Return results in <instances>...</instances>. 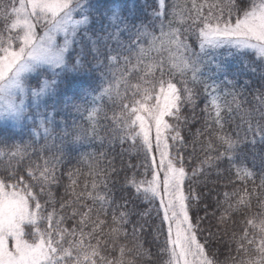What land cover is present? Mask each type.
Segmentation results:
<instances>
[{
  "label": "snow or ice",
  "instance_id": "1",
  "mask_svg": "<svg viewBox=\"0 0 264 264\" xmlns=\"http://www.w3.org/2000/svg\"><path fill=\"white\" fill-rule=\"evenodd\" d=\"M96 140L138 162L66 167ZM221 161L233 190L194 216ZM221 242L264 264V0H0V264H221Z\"/></svg>",
  "mask_w": 264,
  "mask_h": 264
},
{
  "label": "trees",
  "instance_id": "2",
  "mask_svg": "<svg viewBox=\"0 0 264 264\" xmlns=\"http://www.w3.org/2000/svg\"><path fill=\"white\" fill-rule=\"evenodd\" d=\"M123 2L125 3H130L131 0H123ZM137 2L139 4H144V3H152V0H137ZM126 14V13H125ZM237 70L236 67H233V71ZM250 79V80H255V76L252 73H246L245 75H243L241 77V82L243 81V79ZM202 92V89H201ZM249 100L251 101V97H252V93L251 90L249 89L248 93H247ZM247 106H251V105H247ZM105 110L108 112V115L111 116L112 115V108L113 105L111 103L106 102L105 105ZM203 107V100L201 99L200 101H198V105L196 107V116L198 118L202 117L203 113H201L200 109ZM190 110L185 112V115H190ZM77 118V114L73 113V115L71 117L68 118V122L71 123V121L73 119ZM58 119H62V117H58ZM81 123H83V121H79ZM110 121L104 119L103 114H101L100 117V123H99V127H98V133L100 136L103 137H108L109 136V132L107 131V128L110 127ZM201 127V124H195V125H187V126H183L182 125V131L183 134L185 135L186 139L188 138V130L189 128H191V130L194 132L196 130V128ZM25 139H27V137H25ZM123 149H127L129 146L127 144L122 146ZM122 147L119 144H116L115 149H110L108 144L105 142L103 149H101L100 146V142L99 140H96L93 142L92 146H88L87 144L84 145L83 148H81L79 151L76 152H72L71 155L69 157H66V167L67 168H73V167H78L81 169L82 172H87V166L85 163L83 162H79L80 161V155L82 152L84 153H91V152H96L97 156L99 157V152L105 151L109 153L108 159H111L113 156L116 157L115 163L117 168L122 167L121 164V160L123 159L124 162H126L128 159H132L133 163H137L138 160L136 157H129L127 154H124L123 157H121L120 153L122 151ZM257 147H261L260 145H257ZM189 150H187L185 152V155H187ZM197 157H200L202 154L199 152V150L197 151ZM70 159L71 163H67V160ZM195 162V161H194ZM106 163V161L101 160V165L103 166ZM227 167V164L223 161L220 162V170L223 173L221 176H217L216 169H211L208 171V174L206 177L203 178H198L199 180H203L204 182H194V187L196 190L197 194L201 195V202L199 204L194 203L193 204V208H192V212L193 215L195 216L196 214H198L200 217H205L206 216V212H205V208L204 205L206 203L208 204H213L215 203L216 199L219 198L220 200H223V196L222 193L224 191H229L231 192L233 190V185L228 184L227 180L225 179V177L228 175V173L223 172V169ZM61 172L65 171V168L62 167L60 169ZM258 171V169H257ZM84 177L81 176L80 180L83 181ZM114 179L117 181V189L119 188L120 184L122 183L123 180V173H121L119 176L114 177ZM63 182L66 184L68 183L67 181V177H64ZM258 183V180H257ZM225 185H227V187H225ZM237 187H241V185L239 184V182H237L236 184ZM249 187H251V185H249ZM60 194H63V188L59 189ZM121 195V192L116 190V197L119 200V197ZM140 209H143L144 207H146V205H139ZM253 207L255 208V200L253 201ZM215 211L214 208L212 207H208L207 209V216L209 218H211V213ZM219 214V213H217ZM133 219H137L136 217H133ZM209 219H205L203 221V227H208L209 224ZM149 223H158V221H154L153 219H149ZM211 223L215 224V219H211ZM223 228H226L229 233L232 231H236L237 233L240 230L239 225L237 224L236 226H233L231 223H226ZM215 231V229H213ZM151 229L147 227L146 225V230L145 233L142 236V240L144 242V247L147 249H150L154 254L156 253L157 247L158 245L156 243H154L153 241V237L150 234ZM206 235V233L204 234ZM161 241H163V236L160 237ZM201 239H203V236L201 237ZM224 241L228 240V236H224L223 237ZM235 245H226L225 243L221 242L220 244H218V248H219V252H218V258L221 262V264H224V261L229 257V255H235L234 252L230 253V249L234 248ZM139 264H144V262H139Z\"/></svg>",
  "mask_w": 264,
  "mask_h": 264
}]
</instances>
